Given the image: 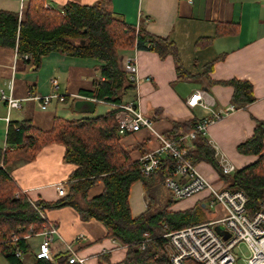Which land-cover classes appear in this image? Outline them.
<instances>
[{
	"label": "crops",
	"instance_id": "obj_1",
	"mask_svg": "<svg viewBox=\"0 0 264 264\" xmlns=\"http://www.w3.org/2000/svg\"><path fill=\"white\" fill-rule=\"evenodd\" d=\"M45 5L60 10L68 2L92 5L100 0H44ZM109 4L114 15L125 22L142 27L148 32L169 37L176 45L178 57L185 71L200 74L206 64L215 60L207 73L213 81L231 78L251 83L255 101L207 126L203 135L215 151V157L230 163L234 169L253 163L257 156L241 153L237 146L249 138L254 129V119H264V8L262 0H103ZM26 0H0V10L20 13ZM236 25L234 34L217 35L218 24ZM200 39H210L203 47H195ZM125 55H135L137 77L135 85L125 102L135 100L141 112L152 122L154 131L164 135L173 122L206 118L211 110L224 108L231 103L232 87L212 83L207 86L201 79H177L171 56L160 59L148 50L120 49L118 61ZM101 62L94 58L66 56L51 52L42 57L37 69L18 63L15 49L0 47V90L20 101V107L8 109L0 99V148H10L6 131L11 122H29L40 130H50L55 117L66 119L94 117L114 109L115 104L96 100L84 94L94 88L99 78L96 67ZM56 79V93L64 100L53 98L44 109L29 95H48L54 92L51 79ZM203 90L210 103L208 109L201 105L189 106L192 93ZM83 99L93 103L90 106ZM233 105V104H232ZM8 117V120H5ZM120 144L129 152L131 159L138 157L159 143L153 132L141 128L122 135ZM184 136V135H183ZM181 138V137H180ZM179 138V139H180ZM169 139V138H168ZM193 147V145H192ZM264 147V138H263ZM64 148L59 144L42 147L31 161L20 160L8 169L17 188L30 200L55 201L67 194L66 181L74 165L62 161ZM197 172L210 181L215 188L224 189V181L206 162L194 165ZM231 174V173H230ZM66 187V194H57L56 185ZM100 182L87 193L91 198L101 193ZM163 191H167L162 186ZM168 192V191H167ZM209 195L202 190L185 197L179 208L184 210L203 201L208 206ZM147 197L140 181L134 182L129 191L128 202L133 217L146 210ZM210 221L223 217L225 211L219 204L207 207ZM44 217L57 228L52 244L54 258L66 254L67 245L85 259L86 264H121L126 246L107 236L105 226L95 219L81 220L70 206L45 209ZM42 233L26 238L27 253L21 259L32 264L42 240ZM26 255L28 258L25 260ZM1 256V255H0ZM8 264V263H7Z\"/></svg>",
	"mask_w": 264,
	"mask_h": 264
},
{
	"label": "trees",
	"instance_id": "obj_2",
	"mask_svg": "<svg viewBox=\"0 0 264 264\" xmlns=\"http://www.w3.org/2000/svg\"><path fill=\"white\" fill-rule=\"evenodd\" d=\"M236 25L225 23L216 27L217 35L236 33ZM210 39H200L195 47H203ZM148 50L160 59L171 56L177 79H201L207 86L218 83L232 87L231 103L244 108L255 101L253 88L246 80L231 78L213 81L207 76L215 60L206 64L200 74L184 70L175 43L167 36L152 34L116 17L103 0L92 5L68 2L58 10L45 5L44 0H26L20 13L0 10V47L15 49L18 63L37 69L43 56L58 52L66 56L94 58L99 78L85 95L111 104L125 102L135 90L118 61L120 49ZM27 58H24V56ZM134 100V99H133ZM115 110L94 117H55L50 130H40L29 122H11L6 131L10 148H0V255L8 264H25L16 251L27 253L26 238L40 233L46 221L22 194L8 174V169L20 160H33L43 146L59 144L64 148L62 161L75 167L66 181L67 194L55 201L35 200L42 210L72 207L81 220L95 219L102 223L107 236L126 246L121 264H170L165 248L168 231L192 224L209 222L210 213L203 201L184 210L169 209L175 203L169 192L162 189L163 179L171 161L164 157L153 173L141 174L138 162L125 151L114 118ZM196 120L173 122L169 139H179L195 127ZM252 135L237 146L241 153L257 159L231 174H223L215 151L208 139L197 133L186 158L193 165L203 161L212 166L224 188L242 190L247 196L251 213L264 199V119H254ZM140 181L147 197L144 212L133 217L128 196L131 185ZM101 193L87 198L88 191L98 183ZM166 193L167 195H165ZM144 246L143 248L141 247ZM32 264H77L54 258L52 262L35 258ZM187 264H195L188 261Z\"/></svg>",
	"mask_w": 264,
	"mask_h": 264
},
{
	"label": "built area",
	"instance_id": "obj_3",
	"mask_svg": "<svg viewBox=\"0 0 264 264\" xmlns=\"http://www.w3.org/2000/svg\"><path fill=\"white\" fill-rule=\"evenodd\" d=\"M191 2L192 0H187ZM264 8V0H262ZM24 58H27L25 55ZM121 66L128 78L135 85L140 82L137 77V66L135 55H125L121 58ZM54 92L48 95L38 96L29 95L36 99L40 108L44 109L53 99L64 100V95H59L56 79H51ZM203 90H197L191 94L187 105H201L203 108L209 107L210 103L205 97ZM2 99L7 108L20 107V101L13 98L10 94L6 95L0 90ZM114 118L118 125V133L126 135L141 128H147L153 132L158 141V145L137 159L141 174L148 175L158 169L161 160L168 157L171 167L168 169L163 179L164 188L170 193L174 200L183 199L189 195L202 190L209 195L208 206L219 204L225 211L223 217L213 221L188 225L186 227L168 231L163 236L167 239L168 258L170 264H187L191 261L195 264H264V199L258 208L249 212L247 209V196L242 190L218 189L199 174L195 166L186 158L188 151L192 148V140L197 133L203 134L207 126L220 120L236 110L232 104L219 109L211 110L210 114L196 122L195 127L180 139H168L164 135L156 132L152 128L151 120L145 116L135 103V100L114 105ZM8 120V117H5ZM221 172L230 174L235 169L230 163H225L222 159L218 160ZM57 194H66V187L62 184L56 185ZM23 191L18 188L14 196H18ZM35 200H30L35 210L46 221L41 206L36 205ZM46 227L40 232L43 237L39 243L35 258L45 259L49 262L54 260L52 244L57 228L46 221ZM219 225L228 234L224 239L216 233L214 226ZM241 244L244 245L247 257L240 258L235 249L241 251ZM141 247L143 248L144 246ZM22 253L16 251V256L21 259ZM68 263L86 264L85 259L75 253L69 245L64 255Z\"/></svg>",
	"mask_w": 264,
	"mask_h": 264
},
{
	"label": "rangeland",
	"instance_id": "obj_4",
	"mask_svg": "<svg viewBox=\"0 0 264 264\" xmlns=\"http://www.w3.org/2000/svg\"><path fill=\"white\" fill-rule=\"evenodd\" d=\"M116 105V104H115ZM114 110H116V109H114ZM165 195H167L166 193H164ZM168 196V195H167ZM184 199L185 198H183V199H180V200H176L175 201V203L174 204H172V206H174V208H179L180 207V202L181 201H184ZM208 207V206H207ZM165 248H166V250L168 251V244L166 243V245H165ZM235 253H237L238 254V256L240 257V258H246L247 257V254H246V250H245V247H244V245H242L241 244V251L239 250V252H238V250H236L235 249ZM21 257H22V255H21ZM28 258V255H26V257H25V260ZM241 262V261H240ZM240 262H239V264H240ZM0 264H7V262H6V260L2 257V256H0Z\"/></svg>",
	"mask_w": 264,
	"mask_h": 264
},
{
	"label": "water",
	"instance_id": "obj_5",
	"mask_svg": "<svg viewBox=\"0 0 264 264\" xmlns=\"http://www.w3.org/2000/svg\"><path fill=\"white\" fill-rule=\"evenodd\" d=\"M81 102H83V104L87 105V106H90V109H87V111H90L92 112L93 111V103L88 101V100H85L83 99ZM214 230L216 231V233H218L219 235H221L224 239L227 238L228 234H226L223 230H222V227L219 226V225H215L214 226ZM62 259H65V257H61Z\"/></svg>",
	"mask_w": 264,
	"mask_h": 264
}]
</instances>
